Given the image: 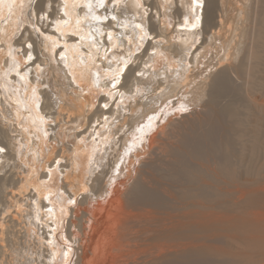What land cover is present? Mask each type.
<instances>
[{"label": "bare ground", "instance_id": "obj_1", "mask_svg": "<svg viewBox=\"0 0 264 264\" xmlns=\"http://www.w3.org/2000/svg\"><path fill=\"white\" fill-rule=\"evenodd\" d=\"M15 1L0 0V40L6 41L13 35H18L25 27L18 40L21 41L23 38H26L27 42L33 40L34 53L36 54L38 53L36 43L39 42V45L42 46L41 41L44 40L47 54L54 58L56 48L61 45L60 38L52 34L46 37L34 30L33 33L39 37L35 39L30 27L27 25L32 24L34 26L35 15H30V13L40 11L42 7H45V0L37 1V4H34L33 7L29 6V0H18L21 3L13 6ZM54 1L56 0H52L53 3H55ZM92 2L96 5L97 0H92ZM78 3L81 6L72 9L71 0H69V11L73 13V17L70 18L72 23L67 27L68 29L61 26L59 33L64 39H66L64 34L68 33V31L70 33L74 31L78 34V37H86L85 40H79L78 42L82 43L83 46L81 48L77 44L72 45L74 47L70 51L73 58L77 54V58L72 62L73 67L69 68L70 74L76 82L79 80L78 85L80 86V83H82L84 88L83 92L78 93V96L82 97L76 95L73 97V105L70 110L83 109L85 112H89L92 110L93 104L91 106L84 102L85 97L83 96L84 92L88 91L92 80H94L96 88H102V86L106 88L110 83L104 82V80L111 79L115 71H119L120 62L129 61L131 57L126 52L118 51L117 47L113 48V46L110 51L104 54L98 44V39L100 40L102 37L96 33L91 38L95 39L99 53H103L102 59L104 58L106 63L109 62L112 66L117 67L112 73L110 71L104 73L101 66L96 68L97 49L85 47L91 44L87 42L90 38V29L88 25H82L80 28L75 25V18H82L84 13L88 11V9L82 7L83 0H78ZM138 3L142 6L137 7ZM235 3L239 4V7L234 8L238 10L236 26L232 27L235 30H233V36L227 34L229 36L224 38L222 37V30L224 27L228 28L226 27L228 21L230 22L234 19L229 20L228 16L231 14L229 13L230 6H235ZM146 4L150 6L153 4L152 8L148 7L151 11H148V8L145 7ZM187 5L188 0H118L114 10L105 12L98 7L93 8L92 11L96 15H108L109 17L115 15L117 19L116 21L110 20L104 24L93 20L91 21V30L99 28L105 32L106 25L115 22L116 26H119L117 27L120 30V34H118L121 37L120 42L127 41L122 38V32L134 28L142 21L140 24L143 25L145 30V39L147 38V33L150 32L151 34L155 33V40H150L145 49L147 55L149 54V59L144 62L142 73L137 75L138 67L135 68L130 80L133 85H130L129 89H125L126 93L124 92L123 97L116 103V108L110 111H103L101 108L98 110L99 114L105 115L109 112L114 116L113 118L110 116L107 122L108 128L112 129L108 140L110 145L107 146L105 140L109 131L98 129L97 134L101 133L102 138H98L99 142L95 151L91 154L88 173L81 162L82 153L85 151L83 149L79 151L76 157L77 160L73 159L71 171L67 172L66 177L68 180L71 175H75L78 177L77 181L79 182L71 183V180H69L70 182L66 181V183L74 191V188L78 187L77 184L91 180L100 167L104 165H109V168L115 171L113 173L122 174L123 170L119 162L122 153L117 151L120 145L121 147L127 145V142H130L131 147L126 146L127 150L124 152L123 160H128L130 165L129 172L125 174L126 178L128 176L129 179L133 176L131 166L132 164L135 165V161H137L134 160L135 155L133 153L139 152V147L142 145V147L144 146V152L137 153L136 157V159L140 160L141 166L136 168L137 170L133 169L139 173L136 172L137 175L133 178L135 179V181L133 180L134 183L126 187V184H129L127 179L120 180L121 174L113 176L112 181H108L106 185L104 184L100 187L101 192L99 194L97 192V197L104 196L103 192L106 193V198H104L106 202V218L108 221L111 219L117 220L116 226L120 229L119 236L122 240H126L129 237L132 238V241H136L135 239L139 240L138 236L140 231H142L140 237L142 233L143 236L144 234L146 235L144 236L145 239L140 238L142 240L154 238L155 241L156 239L162 241L167 239L168 241L162 243L163 245L159 243L161 248L157 249L159 252L156 254L151 256L145 254L140 258V261L131 260L129 262L127 259L124 264H264V0H250L249 2L248 0L246 2L243 0H206L202 19L194 30L191 29L190 25L185 26L183 24V17L189 14ZM122 6L126 15H122L121 12L118 15L115 10L121 9ZM156 7L157 9L154 13L153 9ZM107 8L112 9L113 4L108 2ZM10 10L12 13L9 12ZM54 13H56L55 10H53L52 16ZM232 14L235 15V13ZM157 15L160 18L159 25L155 21ZM173 16L178 18V22L173 26L174 30L172 32L174 35H170V33L168 35L166 31L172 24L171 18ZM59 17L61 16H58L57 19ZM42 22L45 24V21ZM114 37L116 35H113ZM137 40L138 51L142 49L143 41L145 40ZM146 40L148 41L149 38ZM120 42L116 43L120 44ZM16 44L19 46L20 42L17 41ZM125 44H128V51L132 54L134 50L132 44ZM210 44H212L213 48L215 45L218 47L216 57H213V52L209 57L208 46ZM152 49L155 52L150 53L149 51ZM168 51L179 53V59L174 60L172 63L169 62ZM222 51L224 54L219 58L218 55ZM64 52L66 53V50ZM205 54L207 55L206 57ZM122 55L125 58L123 59L124 61L120 60ZM217 56L219 60L215 61ZM234 57H236L238 62L231 61V58ZM80 58L88 65L84 76L74 72V68H82L84 70L81 66ZM67 59L68 57L66 56L64 61ZM37 60L41 59L38 58ZM225 60H228V62ZM15 62L19 65L20 63L24 64V61L18 58L14 49L12 56L9 57L8 68L10 69V65L15 64ZM202 63L203 66L201 65ZM46 64L47 68H42L37 66V61L33 63L34 70L32 71L36 75L35 78H38L39 81L38 83L36 82L37 88L31 101H26V96H22L24 85L31 87L28 84L30 72L21 73L19 65L18 67L13 66L12 70L17 72L16 75L11 80L5 78L7 81L5 83L7 93L10 94L11 90L14 91V98L17 102V105H14L19 117L24 115L23 108L29 107L30 109L29 112L31 114H28L25 120L18 117L19 122L24 125L22 130H27L30 134L27 142H20L19 140L18 150L23 157H21V160L24 165L31 161L35 168L28 164L26 166V175L19 181H15L10 177L0 176V204L5 205L4 193L6 189H12L9 192L10 194L17 193V190L22 192L23 189L27 190L33 187V189L38 190L36 192L38 197L34 202L38 217L42 220L44 219L43 216H49L48 214H50L56 218V222L60 225V221L63 220L67 211L63 207L52 204L51 213L46 212V205H42L41 198L45 196L46 192H44L43 188L46 190L48 183L41 181L39 176L40 171L36 165L38 163H35L36 158H38L37 154L36 156L30 154V150H35L34 147L37 142L33 141L32 138L34 136L42 138L40 147L43 149L48 144V136L51 133L49 119L47 118L48 120H46L39 116L36 108V104L41 101L39 95L41 85L47 81L48 87L52 89L54 94L61 101H65L66 90L64 83L57 81L61 76L59 74L60 68L58 65L52 64L51 60L46 62ZM215 66H217L216 70H213ZM9 69L5 73L6 77H11ZM55 71L58 73V79H56ZM93 71L96 72L94 76H92ZM128 72L130 73V67L124 76L122 89L129 84L126 81ZM206 72L208 74L204 76ZM62 74L64 75V73ZM65 75L69 85L72 79L68 71ZM42 79H44L43 82L41 81ZM40 92L43 93L45 98V91ZM100 93L98 90L94 92V103L96 102L95 100H98L99 95L101 96L104 93V90H102V94ZM25 95L27 94L25 93ZM173 97H177V101H174ZM166 99H171L169 100V111L166 112L164 108L159 117H152L151 122L143 124L140 121L142 118L140 110H142L144 105L146 110L155 111L160 106H165ZM77 101L80 102L79 108ZM176 103H180V105ZM0 104L2 105L1 98ZM193 104L195 105L192 106ZM1 108L3 111V106ZM182 108L187 109L188 112L179 115L178 113ZM64 109L65 106L63 104L59 105V111H56V113L59 112L58 116H62ZM51 113L54 114V112ZM174 113H177L178 117H174ZM0 116L3 115L0 114ZM82 116L86 115L81 113L70 114L67 117L68 122H66V125L61 124L58 117V129L55 127L51 128V130H55V141L59 144L61 143L60 150L62 152L66 153L71 149L76 151L77 147H80V141L78 142L76 135L77 130L86 121L84 118L81 123ZM77 118L79 119L77 120ZM4 119L8 118L4 117ZM130 123H134V126L137 123V125L133 127L132 124V127L128 129L130 131H128L127 126ZM120 131H123L122 135H120ZM43 132L46 133L47 138L46 136L41 137V135H44ZM6 133L8 132L1 126L0 120V145L11 147L12 141H5L4 136ZM116 135H120L118 141ZM14 145L17 144L15 143ZM86 145L88 148V144ZM176 146L180 148L177 152L175 151ZM136 147L138 148L135 152L130 151ZM55 149L57 148L53 144L49 151L54 153ZM143 154L144 157L142 156ZM141 156L143 159H141ZM14 158H16V155ZM116 163L118 164L115 168ZM162 171L165 174H162ZM202 172L205 173L206 178L215 183V187L210 184L199 185L200 177L198 178V176H201L200 173L202 174ZM157 175H160V180L156 178ZM53 176L54 173H51L49 181H52ZM136 176L138 177L136 178ZM95 179L99 180L98 174ZM201 179L204 180L203 178ZM17 184L19 186H16ZM92 185L94 186V184ZM207 186H212L214 189H208ZM124 188H126L125 191ZM76 193L75 190L70 197L76 196ZM58 196L60 198L59 203L66 199L63 195ZM90 201H92L91 197H89ZM14 202L18 205L19 211H25L23 204L19 203L20 201L17 198ZM96 202L98 206H102L101 203H98L101 202L99 199H96ZM115 202L117 203L116 206H114ZM97 205H93L96 215ZM30 206H32V203ZM84 211L85 214L81 219L77 214L80 222H76V218L75 221L71 220L68 236L72 240H77L80 234H83V242L79 238L78 261L82 259L85 260L86 264H90L91 260H89V257L86 259L89 242L93 235L100 233L99 237L102 241L103 236L101 235L103 232H98V230L103 225L101 224L97 230L100 221L98 220L97 222L95 217L89 215L94 211L91 210L89 214L87 213L88 210ZM28 213L32 212L28 211L27 215ZM172 214L174 215L171 216L170 221H166L168 217L165 215ZM1 219L0 235L2 236H0V241H2L3 247H6L5 225ZM90 219L92 220V228L86 236V229H88L86 224ZM152 219H157V221L155 220L152 223ZM110 223L107 224V226L109 225L108 228L105 226L106 229L112 226ZM151 223L154 225V227L152 226L153 228L150 226ZM137 226L143 227L144 231L140 227V230L135 231V233L134 229ZM30 230H33V227ZM35 231L38 234V231ZM31 233L29 232V234ZM41 236V238L45 237L44 233ZM120 238L118 240H121ZM85 239L87 241L84 244ZM125 240H123V243H125ZM51 241L49 246L53 252V259H55L59 256L57 254L60 251V247L55 236L52 237ZM98 243L96 244L98 245ZM126 243L129 245L127 240ZM159 245H157L158 248L160 247ZM94 248L96 249V246ZM66 249L67 255L73 254L71 247H66ZM129 250L127 253H130ZM116 254L113 257H116ZM113 260L111 259L112 262ZM20 261L22 262V260Z\"/></svg>", "mask_w": 264, "mask_h": 264}, {"label": "rangeland", "instance_id": "obj_2", "mask_svg": "<svg viewBox=\"0 0 264 264\" xmlns=\"http://www.w3.org/2000/svg\"><path fill=\"white\" fill-rule=\"evenodd\" d=\"M37 1H39V0H36L35 5L37 4ZM243 1L246 2L247 0H243ZM249 1L250 0H248V2ZM54 2L58 5V0H56ZM19 3H21V1L16 0L15 3L13 4V6H15V4L19 5ZM158 5H159V3H158ZM45 6H46V4H45ZM152 6H153V4H151V6L149 4H146L145 7L146 8H148V7L152 8ZM237 7H239L238 3H235V6H230L229 13H231V14L228 17H229V20H232V18H234V19L232 21H230L231 23L228 21V24H227L226 27H228L229 29L225 28V27L223 28V30H222L223 36L222 37H224V38L229 36L227 34H230V36H233V33H234L233 30H235V28H232V27L236 26L235 23L238 20L237 19L238 18L237 17L238 10H236L234 8H237ZM150 8H148V11H151ZM156 9H157V7L153 9L154 13L156 12ZM110 10H114V9L113 8L112 9L109 8L108 11H110ZM115 10L118 12V15L120 14V12L122 13V15H126V12L123 11V6H122L121 9H115ZM232 10H233V12H231ZM9 12L12 13L11 10ZM78 13H80V12L78 11ZM232 13H235V15H233ZM58 16H61L58 19L62 18V14L61 13H57V12L54 13V15L52 16L53 22H54L55 18L57 19ZM230 16H232V17L230 18ZM159 19L160 18L157 15L156 18H155V21H156V23L158 25H159ZM34 20H35L34 21L35 22L34 26H38L40 24H43L42 21H38L36 19V16L34 17ZM171 20H172V22H171L172 24L170 25V28L168 29V31H166V33H168V35H169V33H170V35H174L173 32H172L174 30L173 26H174V24L176 22H178V18L173 16L171 18ZM38 22H39V24H37ZM140 22H142V21H140ZM140 22H139V24H140ZM27 25L30 27V31L34 35V38L35 39L39 38L36 34L33 33L34 26L32 24H27ZM43 25H44V31L42 33H40V34H42L43 36H46V37L50 36L52 34L53 36H55V37L57 36V38H60L59 40L61 41V45L56 48V53L53 56L54 58H52L51 55L49 56V54H47V48H46V44H45L44 40L41 41L42 42V46L39 45V42L36 43V47H37V51H38L37 54L34 53L33 40L32 41L29 40L28 42L26 41V38L25 39L23 38L21 41L18 40L20 38V36L22 35V32H24L25 27H23L22 31L18 35L15 34L16 37H15V35H13V37L8 38V40H6V41L2 40V39L0 40V93H1L0 94V98H1V102H2V105L0 104L1 105L0 106V114L3 115V116H0V120H1V126L3 128H5L7 130V132H8L4 136L5 141H8V140L12 141L11 147H6V146L4 147L3 145H0V147L5 149V151L0 152V176H5L7 178L10 177L11 179H13L15 181H19V179H22L26 175V166H28V164H30V166H32V168H35V165L31 161H29L27 165L26 164L24 165L23 161L21 160L23 157H22V155H20L19 150H18V148H19L18 147L19 140H20V142H27L28 137H30V134L28 133L27 130H22V126H24V125H23L22 122H19V119H18L19 113L15 109V105H17V102H16V100L14 98V94H13L14 91L11 90V93L9 94V93H7V91L5 89V83L7 82L5 80V78L11 80V78L14 77L16 75V73H17V72H14L12 70V67L13 66L18 67V65H19L18 63L15 62V64H11L10 65L11 66L10 69L8 68V66H9V57L12 56V53L14 52V49H15V51L17 52L18 58L22 59L24 61L23 65H22V63H20V65H19L20 72L21 71H22L21 73L30 72V80L28 81V84H29V86L31 85V87L29 88L27 85H24V89L22 91L23 92L22 96L23 97L26 96L25 97L27 99L26 101L33 100V97H34L33 89L36 90L37 83L39 81L38 78H35L36 75L32 71V70H34L33 63L35 61H37V66L42 67V68H47L46 62H49V60H51L52 64L58 65V67L60 68L59 69L60 70L59 74L61 76H60L59 80H57V81H59V82L61 81L62 83H64V87H65V90H66L65 96H64L65 101L64 100L61 101L60 98H58V96L56 94H54L52 89L48 87L47 81L44 82L41 85L40 91H45L46 100L44 98L43 93H41L39 91V95H40V100L41 101H39L38 104H36V106L39 105V108H37V107L36 108H37L39 116H41L42 118H44L46 120L49 119L48 122L50 123V132L51 133L48 136V144H46V147L43 148V149L40 147V145L42 144V140H41L42 138L40 139V137L38 138V137L34 136V138H32V140L33 141H37V142H36L35 147H34L35 150H33V151L30 150V154L34 155V156H36V154H37L38 158H36L35 163H38L36 165H37V167H38V169L40 171L39 172V176L41 178V181H44V182L48 183V188L46 190L43 188L44 192H46L45 196H43L41 198L42 205H44V206L46 205L47 206V207L45 206L46 212L51 213L52 204H56L59 207H63V209H65V211H67V212H66L65 217L63 218V220L60 221V225H59V223L56 222V218H54L50 214H48L49 216H47V215L43 216L42 215L44 217V219L41 220L38 217V214L36 213V208L34 207V202L36 201V199L38 197L37 194H36V192H38V190H35L32 187V188H29L27 190L23 189V191H22L23 193L20 192L19 190H17L16 191L17 193H10L9 194V192L12 189L11 188L6 189L5 193H4L5 194V199H4V202H5L4 204L5 205L0 204V219L2 218L1 220H3V223L5 225V231L6 232H5V236L4 237L7 238L6 239L7 240V242H6L7 246L3 247V243H2V241H0V264H20V263L21 264H86L85 260L81 259L80 261H78V259H79L78 258V256H79L78 248H79V240H80L79 238H81V240H82L83 234L81 233L79 238H77V240H72L68 235H69L71 220L75 221V218H76L77 219L76 222H80L78 219L79 218L80 219L83 218V215L85 214L84 210H86V211L88 210L87 211L88 214H89V212L91 213V210L94 211L95 208L93 207V205L94 206L97 205L96 199H99V201H101V202H98V203H101L102 206H98L97 205V207H98L97 208V215H96V212H95L96 210L94 212H92L91 214H89V215L91 217H95L97 222H98V220L100 221V225L97 226V230H98L99 226H101V224L103 225V227L101 226L99 228L98 232H103L104 235H105V229H106V227L108 228L109 225L107 226V224L110 223L109 221L113 222L114 224L110 223L112 226L110 225L111 227L109 229H106V235L105 236L102 233V235H101V236H103L102 241L100 240L101 238L99 237L101 233L93 235V237L91 238L92 240L90 239L89 247H88V250H87V253H86L87 254L86 255V259H88V257H89V260H91L90 264H113V262H114V264H124L125 261L127 262V259H128L129 262L131 260L132 261H135V260L140 261L141 260L140 258L143 255H145V254H149L150 256L152 254H156L157 252H159V250L157 251V249L161 248L159 243L161 245H163L162 243L167 242L168 241L167 239H165L163 241L159 240V239H156V241H155L154 238H150V239H147V240H142L143 238L145 239L144 236H146V235L144 234V236H143V233H142V236H141L142 239H140L141 238L140 235H141V232H142V231H140V235L138 236L139 240L135 239L136 241H132V238H130V237L128 239H126L127 242L129 243V245L126 243V240L123 239V240H125V243L127 244L126 245L125 243H123V240L119 236L120 235L119 234L120 229H119V227L116 226L117 225V222H116L117 220L111 219V220L108 221V219L106 218V215H105L106 214L105 213L106 202L104 201V198H106V195H105L106 193L103 192L104 196L97 197V192L99 194L101 192V190H100L101 186H103L104 184L106 185L108 183V181H112L113 178L116 175H119L121 173H113L115 171L112 168H111L112 169V171H111V169L109 168V165H104L103 167H100V169L96 172V174L93 176V178L91 180H89L88 182L83 181L81 184H77L78 187L74 188L77 193H76V196L74 195L73 197H70V196H71V194L74 193L75 190L73 191L72 189H70V187L66 183V181H69V180H71V183L79 182V181H77L78 177H76L75 175H73V176L71 175L70 177L68 176L69 177L68 180L66 179V177H67V172L71 171L73 159L77 160L76 157L79 154V151H81L83 149L85 151H83V153H82L83 156H82L81 162L84 165V168H85L86 172L88 173V170L90 169V164L89 163H90V160H91V157H92L91 154L95 151V148H96V146H97V144L99 142L98 138L101 137V135H100L101 133L97 134L98 129L101 128V129H103L105 131L106 130L109 131L107 136L105 137V140H106L107 146L110 145L108 140L110 139L109 136L112 133V129L108 128L109 125H107V122H108L110 116L112 118L114 116L111 113H109V112H108V114H105V115L101 114V113L99 114L98 110L100 108L103 111H110V110L115 109L116 108V103L123 97L122 95L124 94V92L126 93V90L130 88V85L131 86L133 85V82L130 81V80H131V77L133 76L132 74L135 71V68L138 67V70L136 71L137 75L142 73L144 62L147 61V59H149L148 58L149 54L147 55V52H146L145 49L147 48V44H148V42L150 40H152V41L155 40V38H154L155 33L151 34L148 31L149 33H147V38H149V40L147 41L146 40L147 38L145 39V35H146L144 33L145 30L141 31L140 29H138L135 26L134 28H131L128 31L126 30V31L122 32V35H123L122 38L124 40H127V41H121L120 42V40H121L120 38L121 37L118 36V34H120V30L118 29L119 26L117 25L118 26L117 27L115 22L110 23V25H106L105 33H107L108 31H112L113 35H116V37L113 38L111 44H108L107 43V38L105 36L104 38H101L100 40L98 39V44H99L100 48H102L101 51H103L104 54H106V51H105L106 49L111 50L112 46L115 45L117 47L118 51L126 52L128 54V56L131 57V59L129 60L130 73L128 72L127 75H126L127 76L126 77V81H128L129 84L127 86H125V88L122 89L121 86L124 83V81L122 80L121 85L118 86L116 89H113L110 84H108V86H106V88H104V86H102V88H96V86H94V80H92V83L89 85L88 91L84 92V96L83 97L86 98V99L84 98V100H85L84 102H86L87 104H89L91 106L93 104V108H92L91 111L85 112L83 109H79V110L76 109L74 111L70 110V107L73 105V97L75 95L78 96L79 95L78 93H81V91L83 92V89H84L83 86H82V83H80V86H82V88H80V86L78 85L79 80H78V82H76L74 80V78L70 74L71 72H70L69 68L73 67V63L72 62L77 58V54H75L74 58H73L71 56L70 51H72V49L74 47L72 45H76L77 44V45L80 46L79 48H81L83 45H82V43L81 44L78 43L79 42L78 38L72 39L68 35L65 36V34H64V36L66 38V39H64V37L61 36V34L59 32L55 31L54 26L52 24L51 25L49 24L50 26L48 25L47 21H45V24H43ZM142 27H143V25H142ZM66 29H68V28L66 27ZM70 30H72V29L70 28ZM72 32H74V31H72ZM68 33H70V31H68ZM61 37H63V38H61ZM77 37H78V34H77ZM141 37H144L143 40H145V41H143L142 49L138 50L139 51L138 52L137 51V42H136V40L137 39L139 40ZM101 40H102V42H101ZM17 41L20 42L19 46L16 44ZM91 41H92V38L90 37L89 40L87 41L88 44H90ZM116 42H120V44H117ZM29 43L32 45V47L30 49L27 47V45ZM125 43H131L132 44L133 49H134L132 54L128 51L129 50V48L127 46L128 44H125ZM65 45H67V47H69L68 48L69 50L67 49V47H65ZM85 47L90 48V46H88V45H86ZM62 48H63V51L66 50L65 57L66 56L68 57V59L66 61H64V59L63 60L60 59V57H59V52L62 50ZM219 49H220V47H219ZM43 50H44V52H43ZM217 50H218L217 45H215L214 48H213L212 44H210L208 46L209 57L212 55V52L214 53L213 57H216ZM81 51H82V49H81ZM29 52L31 53V55L33 57L32 60H28L27 59V55H28ZM99 52L100 51L98 50L97 53H96L98 55V56L96 55L97 58L95 60L96 68L101 66L104 73L109 72V71L112 73L113 70H115L117 67L116 66H112V64H110L109 62L106 63L104 61V58L102 59V54L103 53L100 54ZM149 52L150 53L151 52H155V50L152 49ZM86 53H87V51H86ZM168 53H169V62H171V63L174 60H176V59L178 60L179 57H180L179 53H176V52H173V51H168ZM45 54L47 55V57H46ZM134 54H138V55H134ZM221 54L218 55L219 58L223 56L224 52L222 51ZM206 56L207 55L205 54V57ZM218 56L216 58L217 60H215V61L219 60ZM38 58H40L41 60H37ZM43 58H44V60H43ZM80 59H81L80 60L81 61L80 62L81 66L84 68V70H82V68H74V72H77L81 76H84V74L87 72L88 65L85 64V62H84V60L82 58H80ZM123 59H125V58H123V55H122V58H120V60L124 61ZM231 59H232L231 60L232 62H238L236 57L231 58ZM202 60H204V59L202 58ZM44 61H46V62H44ZM110 61H111V59H110ZM225 61L228 62V60H225ZM227 62H225V63L227 64ZM123 64H124V62H120V66H118V67L119 68L123 67ZM201 65L203 66V63ZM216 67L217 66H215L214 68L212 67L213 70H216ZM128 68H127V70H128ZM7 69H9V71L11 72V77H9V76L6 77L5 73H6V71H8ZM62 69H64V70L62 71ZM67 71H68L69 76L72 79L71 83L69 85L67 83L68 79L67 80L65 79L66 78L65 74H66ZM126 71H125V73L123 75V79H124V76L126 74ZM118 72L119 71H115L114 75H117ZM62 73H64V75ZM57 74H58L57 71H55L56 79H58ZM95 74H96V72L93 71V75L92 76H94ZM206 74H208V73L206 72L204 74V76ZM43 80L44 79H42L41 81L43 82ZM108 80H110V79H105L104 82H108ZM96 90L100 91L101 92L100 94H102V90H104V93L101 96L99 95L98 100H95L96 102L94 103V101H93V99L95 98L94 97V92ZM25 93L27 95H25ZM109 93H111V95H109ZM78 97H82V96H78ZM169 100H171V99H166L165 106H162V107L160 106V108L159 109L157 108V110H155V111L146 110V107L144 105L143 108H142V110L144 112L142 110H140L141 111L140 114H141V117H142L140 119V121L143 124H145L147 122H151L152 121V117L153 116L159 117V114L161 112H163L164 108H165L166 112L169 111L170 110ZM173 100L177 101V97H173ZM105 103H107L109 105L108 108H104L102 106ZM43 104H44V106H43ZM61 104H63L65 106V109L63 111L62 116H58L59 112L56 113V111H59V105H61ZM176 104L180 105V103H176ZM194 105L195 104H193L192 106H194ZM2 106H3V111H2V108H1ZM77 106L79 108V106H80V102L79 101H77ZM23 111H24V115H22V117H19V118L25 120L26 116L28 114H31V113L29 112L30 111L29 107L23 108ZM51 112H54V114H52ZM185 112L187 113L188 110L187 109H186V111L180 110L178 114L180 115V114L185 113ZM77 113H81V114H85L86 115V116H82L81 123L83 122L84 118H85L86 121L79 128V130H77L78 132H77V135H76V138H77L78 142L80 141L79 142L80 147H77L76 151L71 149V150H68L66 153H64V152H62L60 150L61 143L59 144V143H57V141H55V138H54L55 130H51V128L55 127V128L58 129V127H59V125L57 126V124H59V120L57 121L58 117L60 118L61 124L66 125V122H68L67 121L68 120L67 117L70 114L71 115H73V114L75 115ZM178 114L174 113V117H178L177 116ZM4 117H6L8 119H4ZM65 118H66V120H65ZM78 119L79 118H77V120ZM5 120L8 123H12V124H8ZM131 125L133 127H135L137 125V123H135V126H134V123H130L129 126H127V130L130 127H132ZM128 131H130V130H128ZM92 132H94V134H92ZM95 132H96V134H95ZM43 134L44 135H41V137L42 136H44V137L46 136V138H47L46 133L43 132ZM122 134H123V131H120V135H122ZM127 134H129V132H127ZM120 135H118V136L116 135L117 136V141L120 139ZM118 137H119V139H118ZM15 143L17 145H14ZM53 144L57 148V149H55L54 153L52 151H49ZM86 144H88V146H89L88 148H87ZM118 145H120V144H118ZM130 145H131L130 142H127V145H124L122 147L120 145L118 147V151H117L118 153H122L121 157L119 159L120 166H122L121 168L123 170L122 174H121L122 176L120 175V178H121L120 180H126L127 179V182L129 181V184L127 183L128 185L126 184V187L129 186V185H132L134 183V181H135V179H133V178L135 177V175H137L136 174L137 171H134L133 169L137 170L136 168H139L141 166L140 160L136 159L137 153L144 152V148H143L144 146L142 147V145L139 147V149H140L139 152L136 151L138 147L132 148L130 150L132 152L136 151L133 154L135 155L134 156V160H137V161H135V165L132 164V166H131L132 175L133 176H131V178H129L130 179L129 180L128 176L126 178L125 174H127L129 172V166L130 165H129L128 160L127 161L123 160V157L125 156L124 152L127 150L126 146H130ZM177 150H180V148L176 146L175 147V151L177 152ZM15 155H16V158H14ZM72 156H73V158H72ZM142 156L144 157V154ZM143 157L141 159H143ZM86 159H87V161H86ZM57 161L59 163H56ZM112 162H113V160L111 161L110 167L112 165ZM194 162H196V161H194ZM117 164L118 163H116L115 168L117 167ZM51 173H54V176L51 179L52 181H49ZM161 173L165 174L164 171H162ZM97 174L99 176V180L95 179V176ZM200 175L201 176H198V178L200 177V179L203 178L204 180H202V179L200 180L199 179V181H200L199 185L210 184L213 187H215L214 186L215 183L212 180L206 178L205 173L202 172V174L200 173ZM159 176L160 175H157L156 178L159 179ZM137 177L138 176H136V178ZM152 182H155V181H152ZM92 184H94V186ZM16 186H19V185L17 184ZM212 186H207V187H208V189H214ZM86 189H87V191H85ZM125 189L126 188H124V191H125ZM58 195H63L64 197H66V199H63L62 202L59 203L60 198H59ZM32 197H33V199H32ZM89 197L92 198V201H90V202H89ZM14 198L15 199L17 198L20 201L19 203L23 204V209L25 211L21 212V211L18 210L19 207H18V205H16V202H14L15 201ZM69 200H72V201H75V202L70 204ZM87 202H89V203H87ZM31 203H32V206H30ZM116 205H117V203L115 202L114 206H116ZM28 207H32V208H28ZM49 209H51V211H49ZM28 211L32 212V213H30V214L28 213V215H27ZM81 213H83V214H81ZM77 214H78L79 218H78ZM92 215H95V216H92ZM117 215H118V213H117ZM173 215L174 214L165 215L166 217H168V218H166V221H170V218ZM173 218H175V217H173ZM102 220H104V222H102ZM155 220L157 221V219H155ZM155 220L152 219L151 222L153 223V221L155 222ZM31 223H33V224H31ZM152 223H151L150 226L154 227V225H152ZM30 224H31V226H30ZM86 225L88 226L87 227L88 229H86V236H87L90 233L91 228H92V220L90 219ZM31 227H33V230H30ZM140 227L137 226L136 227L137 230L135 228L134 232L135 231L136 232L139 231ZM115 229H116V231H115ZM35 230L38 231V234H37V232ZM54 230H55V232H54ZM141 230L144 231L143 227H141ZM29 232L30 233L32 232V233L29 234ZM43 233H44L45 237L41 238L42 237L41 235H43ZM0 236H2V235H0ZM53 236H55V238L57 240V244L60 247V251L57 254L59 256H57L55 259H53V252H52L51 247L49 246V243L53 242V241H51ZM104 237H106V238H104ZM119 238L122 240V242H121V240H118ZM96 240L97 241L100 240V241H98L99 243ZM133 240H134V238H133ZM86 241L87 240L85 239L84 240V244L86 243ZM82 242H83V240H82ZM147 242H149V244H147ZM96 243H98V245ZM117 244H119V245H117ZM156 244L159 245L160 247L158 248ZM8 245H9V247H8ZM94 245L96 246V249L94 248L95 247ZM66 247H71L72 248V250H73V254L72 255H67V256L64 255V253L67 250ZM118 247H120L119 250H118ZM131 247H135V248H131ZM141 247H142V249H141ZM138 248H139V250H138ZM143 248H145V249H143ZM122 249H123V251H121ZM132 249H133V253H132ZM146 249H150V250L147 251ZM155 249H156V251H154ZM128 250L130 251V253H127ZM145 250H146V252H145ZM120 251L123 254L119 253ZM114 254H116V257L115 256L113 257ZM128 255H129V257H128ZM111 257H113V258H111ZM120 257H121V259H120ZM111 259L112 260L114 259L113 262L111 261ZM122 259H124V260L122 261ZM20 260H22V262Z\"/></svg>", "mask_w": 264, "mask_h": 264}, {"label": "snow or ice", "instance_id": "obj_3", "mask_svg": "<svg viewBox=\"0 0 264 264\" xmlns=\"http://www.w3.org/2000/svg\"><path fill=\"white\" fill-rule=\"evenodd\" d=\"M111 2L113 4V9L116 7L118 0H97L96 5L93 4L92 0H83L82 7L88 9L87 12L84 13L82 18H75V25L77 28H80L82 25H88L90 32L89 36L94 37L96 33H98L102 38L106 36L107 43L111 44L113 40V32L108 31L107 33L101 31L99 28H96L94 30H91V21H96L97 23L104 24L106 22L116 21L117 17L115 15L109 17L108 15H96L92 10L94 7H98L99 9H103L105 12L108 11L107 3ZM36 3V0H29V6L33 7ZM46 6L42 7L40 11L31 12L30 15H35L36 19L38 21H47L49 24H52L54 26V29L56 32H60L61 26L68 27L71 25L72 20L70 19L73 17V13L69 11V0H59V6L52 2V0H45ZM206 0H188V12L189 14L187 16L183 17V24L185 26L190 25L191 29H196L199 22L202 19V12L205 7ZM81 5L78 3V0H71V7L72 9H76L77 7H80ZM141 4H137V7H141ZM183 7V5H181ZM55 10L57 13L62 12V17L60 19H55L54 22L52 20V12ZM136 27L143 31L142 24H137ZM34 30L37 33H42L44 31V25L40 24L38 26H34ZM65 35H68L72 39L77 38V34L75 32L72 33H66ZM144 37H141L140 39L143 40ZM51 39V37H49ZM79 40L83 41L86 39L85 36H79ZM27 47L30 49L32 45L29 43ZM67 47V45H65ZM78 47V46H77ZM90 47L96 48L97 51L99 50L95 39L93 38L90 44ZM116 46L113 45V48ZM106 53L110 51L109 49L105 50ZM65 52L61 50L59 52L60 59H65ZM28 60H32L33 57L31 53L29 52L27 55ZM98 67V66H97ZM129 67V61L125 60L123 67L119 68V72L117 75H113L112 78L108 81L113 89H116L118 86L121 85L123 80V75L127 68ZM23 78V77H22ZM35 89H33V93H35ZM111 95V93H109ZM104 108H108L109 105L107 103L102 105ZM37 108H39V105H37ZM182 111H186V109H181ZM106 119V118H105ZM5 151L4 148L0 147V152ZM56 163H59L58 161ZM87 191V189L85 190ZM75 201L69 200V203H74ZM51 211V209H49ZM67 252L64 253L65 256H67Z\"/></svg>", "mask_w": 264, "mask_h": 264}]
</instances>
